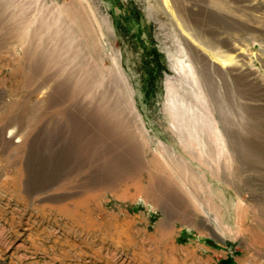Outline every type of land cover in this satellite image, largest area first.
<instances>
[{"label":"rangeland","instance_id":"1","mask_svg":"<svg viewBox=\"0 0 264 264\" xmlns=\"http://www.w3.org/2000/svg\"><path fill=\"white\" fill-rule=\"evenodd\" d=\"M0 264H264V0H0Z\"/></svg>","mask_w":264,"mask_h":264},{"label":"bare ground","instance_id":"2","mask_svg":"<svg viewBox=\"0 0 264 264\" xmlns=\"http://www.w3.org/2000/svg\"><path fill=\"white\" fill-rule=\"evenodd\" d=\"M224 9V8H223ZM209 44V43H208ZM207 45V44H206ZM212 46V45H211ZM209 49V48H208ZM223 52V51H222ZM28 55V54H27ZM220 57V56H219ZM229 57V56H228ZM229 67V66H228ZM97 71V70H96ZM236 134V133H235ZM171 174V173H170ZM158 182V181H157ZM156 185V184H155ZM156 194V193H155ZM139 195V194H138ZM142 196V195H141ZM147 199V198H146ZM194 204V203H193ZM195 205V204H194ZM197 205V204H196Z\"/></svg>","mask_w":264,"mask_h":264}]
</instances>
